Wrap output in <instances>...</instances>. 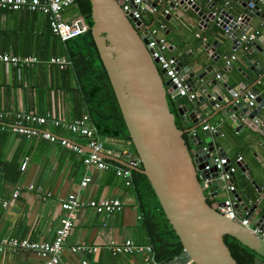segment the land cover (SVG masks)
<instances>
[{"label":"crops","instance_id":"crops-1","mask_svg":"<svg viewBox=\"0 0 264 264\" xmlns=\"http://www.w3.org/2000/svg\"><path fill=\"white\" fill-rule=\"evenodd\" d=\"M205 1L193 0L199 10L208 12ZM212 1L209 0L208 3ZM237 1L239 0H216L211 10L219 14L223 9H231V11L233 8L241 9ZM156 2V11L141 12L140 22L143 26L159 28L157 34L162 35L167 42L165 56L174 57L184 65L188 59L187 54L204 52L203 48H208L224 54L218 60L206 57L202 65L210 66V71L212 66H217L213 75L215 79L225 77L223 61L224 58L231 55L234 56V59L230 61L232 72L235 73V68H242L250 73L245 66L246 60L243 57L245 49L241 44L232 49L228 46L230 38L215 39L207 32V27L197 26L199 18L189 6L186 7L174 0H166L164 6H162V1L157 0ZM261 8H259L260 13ZM161 10H168L170 18L165 19L160 13ZM61 17L64 21L81 18L85 23V18L74 1L62 11ZM249 23L251 27L249 26L245 32H257V37L261 39V49L264 51V17L254 16L249 19ZM244 27H237L236 32H241ZM216 29L222 32L217 26ZM54 39L56 36L50 32L46 16L40 12L0 10L1 52L11 54L10 52L14 49L20 55L24 53V56H32L43 61L40 54H44L46 51L50 52L52 48L48 45H51ZM252 56L256 59L259 58L255 53ZM260 63L264 68V60L260 59ZM197 68L199 66L194 70ZM216 74L219 77H216ZM250 75L249 81L244 83V90L239 88L238 93L241 94L245 90L252 89L256 94L264 97V73L260 79L251 73ZM192 81L195 82L196 78L193 77ZM203 84L204 91H216L221 96L227 95L223 87L218 89L207 81ZM68 86H72V79L69 80ZM230 86L235 85L230 83ZM192 92L196 96L199 94L198 85L193 87ZM167 96L169 99L171 98L169 95ZM195 99L196 97L193 100L180 97L178 100L177 106L185 105L189 111L193 109L197 111L198 123L195 124L196 127L189 121L181 122L179 116H176V126L183 130L184 142L191 147L189 139L191 134L197 133L202 139V126L213 127L212 130H209L214 148L212 153L218 154V149L224 152L229 164L236 166L233 173L235 182L239 187L252 191L253 198H255L253 187L236 164H240L242 161L248 164L250 166L248 173L251 179L264 191V135L259 132L261 126H255L252 121L244 118L241 128H233L221 119L218 113L214 114L215 110L209 106L206 107L205 113L197 110L193 105ZM242 103V106H247L244 101ZM221 104L223 102H217L216 109H219ZM169 107L171 111L176 110L172 101ZM248 108H252V106H248ZM17 110L31 111L38 115L53 111L55 116L62 120H72L82 113V111L76 110L74 91L63 89L56 78L55 71L44 62L26 67L0 64V111L7 112L4 121L10 122L12 113ZM260 114H264L263 109L260 110ZM193 127L195 129L189 131ZM45 128L58 136L67 137L84 146L83 138L72 136L63 128L51 125L45 126ZM98 137L106 149L127 150L131 155H135L127 141L121 142L115 138L101 137L99 134ZM201 146H205L203 142L199 147ZM237 158L240 159L237 160ZM23 160L25 166L21 170L20 164ZM105 161L110 166H123L126 160L125 158L121 160L105 156ZM11 162L16 163L14 165L15 168L17 167V173L16 179L10 183L3 175V171L13 167V165L10 167L6 165ZM253 164L257 170L252 169ZM138 166L139 164L136 167ZM82 175H87L88 183L85 188L80 189L78 182ZM29 185L40 186L39 193L27 189ZM16 187H19L18 195L10 199L7 205L0 204V239L11 236L33 241L51 240L59 225V219L64 215L59 201L69 193L78 195L82 201L115 198L122 205L118 211L96 212L92 208L84 206L75 212L58 264H82L83 260L85 264H144L143 256L138 252L121 254L112 253L107 249L109 244L119 243L125 239L138 245H151L141 228L140 214L134 202L131 188L125 184L124 178L113 172L111 167L100 170L92 166H84L79 155L55 142L49 143L39 138L6 132L5 135L0 136V199H8ZM44 192H48L49 197H46ZM216 192L214 196L206 197L210 204L226 198L234 199L231 192H227L222 187L217 188ZM239 213L241 217L246 214L243 210H240ZM253 221L249 223L250 227L254 226L252 225ZM261 229L264 231V226ZM80 243L96 247V250L94 252L81 250L71 252L68 249L69 245ZM255 256L252 254V258ZM0 264H42V258L38 254L26 250L4 249L0 251Z\"/></svg>","mask_w":264,"mask_h":264},{"label":"water","instance_id":"water-1","mask_svg":"<svg viewBox=\"0 0 264 264\" xmlns=\"http://www.w3.org/2000/svg\"><path fill=\"white\" fill-rule=\"evenodd\" d=\"M88 1L90 34L107 72L134 153L139 160L138 167H129L146 177L166 220L181 244L180 253L176 257L164 258L162 264H185L187 261L188 264H237L224 243V236L232 238L255 254L253 260L256 264H264V239L236 221L225 218L208 202L197 175L204 173L205 177L216 176L214 167L198 172L203 165L211 163V158L202 149L203 146L199 147L203 142L208 152L213 151L210 131L208 128L202 129V139L197 133L191 134V147L184 142L183 130L176 126V116L178 115L183 123L189 121L195 125L198 123L197 111H189L185 105L177 106L180 97L175 90L171 91L168 87L162 70L157 69L155 61L149 56L150 50L145 48L146 38L139 32L140 20L123 13L117 0ZM148 1L152 7L157 4V0ZM159 1H162V6L166 3V0ZM174 1L189 6L199 18L197 26L207 27V32L215 39L230 38L228 46L232 49L240 45L239 36L251 27L249 19L254 16L264 17V6L260 13L256 1L252 0H239L237 3L241 9H223L219 14L211 10L216 0L209 3V0L205 1L208 12L199 10L194 2L188 0ZM160 13L165 19L171 16L169 12L164 13V10ZM216 26L222 32L217 30ZM242 26L245 27L237 33L236 28ZM260 40L256 37L243 54L246 68L258 79L264 73L260 63V59L264 60ZM203 49L204 52L187 54L188 59L184 65L175 59L178 75L184 78L188 91L198 85L199 94L193 105L201 113H205L206 107L209 106L215 110L214 114L218 113L221 119L233 128H241L242 121L246 118L255 126L260 125L259 132L264 135V114H260V110H264V97L252 89L238 93L239 88L244 90L245 81L251 78L250 73L242 68H235L234 73L230 64L224 68L225 77L215 79L213 75L217 66H212L210 71V66L202 65L206 57L218 60L224 54L208 48ZM253 53L258 54L259 58H254ZM197 66L199 68L194 70ZM193 77L196 78L195 82L192 81ZM206 81L218 89L223 87L227 95L204 91L203 82ZM230 83L235 86L231 87ZM167 93L176 106L175 111L169 109ZM249 93L253 95L252 108L242 106V102L246 103L248 100L244 95ZM217 102H223L219 109H216ZM203 104L204 106H201ZM195 127L189 131H193ZM217 152L218 155H225L222 150L218 149ZM236 165L253 187L256 197L253 198L254 194L249 189L239 187L232 174L230 183L233 186L231 194L234 197V211L237 217H241L240 210L245 211L246 214L242 217L247 218L248 223L254 220L252 225L262 228L264 191L251 179L248 164L242 161ZM252 169L257 170V167L253 164ZM221 186L220 179L211 181L209 190L213 196Z\"/></svg>","mask_w":264,"mask_h":264},{"label":"built area","instance_id":"built-area-1","mask_svg":"<svg viewBox=\"0 0 264 264\" xmlns=\"http://www.w3.org/2000/svg\"><path fill=\"white\" fill-rule=\"evenodd\" d=\"M117 1L120 2L119 5L122 12L126 15H130L134 19L140 20V14L145 10L151 12L156 11V8L152 7L147 0ZM188 1L193 2V0ZM252 1H256L259 8L264 6V0ZM72 2L73 0H0V10H27L40 12L46 16L50 32L59 38L60 41H65L81 34L87 28L81 18H76L71 21H64L62 19V11ZM251 6H253L252 3ZM167 12L168 10H164V13ZM158 30L159 28L156 27H147L142 24L139 25V32L146 38L145 48L146 50H150V58L155 61L157 69L162 70L164 74V81H166L168 87L171 88V91L175 90L179 97H186L188 100H193L196 97V94L192 91H188L184 78L178 75L175 58L164 55V51L167 48V42L162 35L157 34ZM256 37L257 32L242 33L239 37V41L243 46V49H246L249 46V43ZM233 59V55L228 58H224L223 68L228 67L230 65V61ZM39 62L41 61L32 56L0 53V64L26 67ZM43 62L48 65L57 66L59 69L70 65V61L65 56H49ZM216 77H219V75L216 74ZM167 95L169 94L167 93ZM246 97L248 99L246 102L247 106H253V95L249 93ZM6 116V111H0V131H7L23 135L25 137L39 138L49 143L55 142L65 149L79 155L84 166H92L100 170H105L111 167L116 175L125 179L126 185L130 184L131 168L129 166H137L139 164L138 158L135 155H131V153L127 150L104 148L98 137L96 128L90 123L87 114L83 113L72 120H62V118L55 116L53 111L46 112L44 115H38L31 111L17 110L12 113V120L10 122L4 121ZM50 125L67 130L72 136L83 138L85 140L84 146L67 137L58 136L45 128V126ZM207 128L209 130L213 129L211 126H202V129ZM202 149L204 153L208 154V157L211 158V163L203 165L201 170H198V172H202V170L208 171L210 167H214V171L216 172L215 177H205L204 173L200 174V176L197 175L205 196H213V193L209 190V188L211 186V181L215 179H220L222 181L221 187L227 192H231L233 190V186L230 183V179L236 169V166L230 165L224 156L208 152L205 146H203ZM105 156L121 160L125 158L126 161L123 166H110V164L105 161ZM239 159L240 158H237V160ZM24 166L25 161L23 160L20 164V169L22 170ZM87 183V175H82L78 182V187L80 189L85 188ZM18 188L19 187L13 189L8 199H0V204L5 206L8 204L10 199L15 198L19 193ZM27 189H31L39 193L40 186L29 185ZM43 194L46 197H49L48 192H44ZM211 204L215 210L225 218L236 221L241 226L247 227V229H249L252 233L264 239V231H262L260 227H250L247 218L237 217L233 208V198H226ZM59 206L64 212V215L59 219V225L56 228L54 237L51 240L33 241L26 238H16L11 236L2 237L0 239V251L4 249L26 250L38 254L42 258V264H58L61 251L64 247L65 238L72 225V219L75 212L79 208L87 206L96 212L110 213L118 211L122 205L121 202L115 198L100 199L96 201H82L78 198V195L69 193L64 198L60 199ZM68 249L71 252L78 250L94 252L96 247L80 243L69 245ZM107 249L112 253L121 254L138 252L142 254L144 264H162V260L160 261L155 257L152 246L149 244L138 245L129 239H125L119 243L109 244ZM81 263L85 264V261L83 260ZM188 263L189 262L187 261L185 264Z\"/></svg>","mask_w":264,"mask_h":264},{"label":"trees","instance_id":"trees-1","mask_svg":"<svg viewBox=\"0 0 264 264\" xmlns=\"http://www.w3.org/2000/svg\"><path fill=\"white\" fill-rule=\"evenodd\" d=\"M73 1L85 18L86 30L65 41H60L56 37L54 42L52 41L51 45H48L52 48L50 52L39 53L40 58L43 61L50 55H63L68 58L70 65L65 68L58 69L54 65L48 66L55 71L56 78L63 89L74 91L76 110L88 115L90 123L93 124L97 134L101 137L115 138L121 142L127 141L130 148L133 149L107 72L101 63L99 52L90 34L89 1ZM0 53L3 52L0 51ZM10 53L20 55L14 49ZM21 54L20 56L25 55L24 53ZM71 79L72 86L70 87L68 84ZM6 132L0 131V136L5 135ZM14 164L16 163L6 164L9 167L13 165V167L3 171V175L7 177L10 183L16 179L17 167L15 168ZM129 187L140 214L141 228L149 239L155 257L162 260L169 256L178 255L181 251V244L166 220L146 177L131 170ZM224 243L237 264H256L252 258L253 253L246 247L228 236H224Z\"/></svg>","mask_w":264,"mask_h":264},{"label":"rangeland","instance_id":"rangeland-1","mask_svg":"<svg viewBox=\"0 0 264 264\" xmlns=\"http://www.w3.org/2000/svg\"><path fill=\"white\" fill-rule=\"evenodd\" d=\"M166 100H167V103L169 104V106H171V101H170V99H169L168 96H166ZM107 149H108V148H107ZM118 150H121V149H118Z\"/></svg>","mask_w":264,"mask_h":264},{"label":"clouds","instance_id":"clouds-1","mask_svg":"<svg viewBox=\"0 0 264 264\" xmlns=\"http://www.w3.org/2000/svg\"><path fill=\"white\" fill-rule=\"evenodd\" d=\"M136 156V155H135ZM137 157V156H136ZM204 192V191H203Z\"/></svg>","mask_w":264,"mask_h":264},{"label":"flooded vegetation","instance_id":"flooded-vegetation-1","mask_svg":"<svg viewBox=\"0 0 264 264\" xmlns=\"http://www.w3.org/2000/svg\"><path fill=\"white\" fill-rule=\"evenodd\" d=\"M169 109H170V107H169Z\"/></svg>","mask_w":264,"mask_h":264}]
</instances>
